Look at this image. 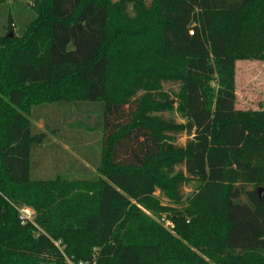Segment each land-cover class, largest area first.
Here are the masks:
<instances>
[{
	"label": "trees",
	"instance_id": "1",
	"mask_svg": "<svg viewBox=\"0 0 264 264\" xmlns=\"http://www.w3.org/2000/svg\"><path fill=\"white\" fill-rule=\"evenodd\" d=\"M129 2L32 0L22 34L8 20L0 36V264H264V111L234 106L235 61L264 60V0H152L139 24ZM141 51L176 68L152 69ZM164 81L180 84L184 123L154 114L175 102L154 97ZM52 103L96 116L88 164L36 160L30 118ZM227 163L246 183L225 180ZM190 181L186 206L156 207L171 230L145 213L156 188L181 203Z\"/></svg>",
	"mask_w": 264,
	"mask_h": 264
},
{
	"label": "rangeland",
	"instance_id": "2",
	"mask_svg": "<svg viewBox=\"0 0 264 264\" xmlns=\"http://www.w3.org/2000/svg\"><path fill=\"white\" fill-rule=\"evenodd\" d=\"M118 0H111L115 3ZM152 0H131L126 6V22L128 24H139L144 20L145 12L150 7ZM35 17L32 9V0H9L0 2V36L8 32V20L11 22L12 32L20 36L26 25ZM154 53V52H153ZM151 52H140L138 61L144 63L152 69L159 68L166 73L173 72L176 68L171 63H166L162 59L153 55ZM234 88L235 103L237 110L242 111H264V60H236L234 64ZM160 91L163 93L161 97L155 95L158 99L175 100L171 107L164 111H158L154 114L162 116L165 119L174 121L175 123H184L185 120L180 116L177 109V100L180 95L179 82L164 81L159 85ZM142 91L138 92L141 94ZM41 107H46L42 109ZM82 107V106H81ZM38 114L40 111V120L35 121L30 118L31 122L39 130L40 137L37 144L36 160L46 165H51L56 156L63 158L68 152L77 160L88 164L82 160L79 152L82 150L92 153V156L98 155L100 150V132L94 129L96 116H86L80 112V107L74 105L70 107L68 104L60 106L57 103L39 105L33 108ZM42 109V110H41ZM29 118V117H28ZM77 121L83 123L78 126ZM43 123H49V128H58L57 131L51 132L48 128H44ZM89 127L88 129L86 127ZM172 142L175 145L183 146L187 140L184 132L172 133ZM51 141L55 145H51ZM57 144V145H56ZM40 153V154H38ZM183 170L182 165L175 167V170ZM93 170V169H92ZM225 180L234 183H246L245 176L237 171L231 163L225 166ZM198 182L190 181L182 185L181 203L172 202L169 197L159 188L153 193V208L144 209L145 213L152 217L155 221L163 225L167 230H171V223L166 220L164 214L156 212L157 206H186L188 199L197 191ZM262 188V187H261ZM24 206V205H23ZM31 216L32 222L35 217L34 210ZM71 264V263H69Z\"/></svg>",
	"mask_w": 264,
	"mask_h": 264
},
{
	"label": "built area",
	"instance_id": "3",
	"mask_svg": "<svg viewBox=\"0 0 264 264\" xmlns=\"http://www.w3.org/2000/svg\"><path fill=\"white\" fill-rule=\"evenodd\" d=\"M33 209L28 206H20L17 208L18 218L20 219L21 223L32 222L31 216L33 214ZM71 263L70 261H67ZM72 264V263H71Z\"/></svg>",
	"mask_w": 264,
	"mask_h": 264
},
{
	"label": "water",
	"instance_id": "4",
	"mask_svg": "<svg viewBox=\"0 0 264 264\" xmlns=\"http://www.w3.org/2000/svg\"><path fill=\"white\" fill-rule=\"evenodd\" d=\"M9 35L12 36V33H9ZM39 138H40L39 136L36 137L37 141L39 140ZM257 192H258V196L262 197V195L264 194V188H258Z\"/></svg>",
	"mask_w": 264,
	"mask_h": 264
},
{
	"label": "crops",
	"instance_id": "5",
	"mask_svg": "<svg viewBox=\"0 0 264 264\" xmlns=\"http://www.w3.org/2000/svg\"><path fill=\"white\" fill-rule=\"evenodd\" d=\"M31 121V120H30ZM34 125V124H33Z\"/></svg>",
	"mask_w": 264,
	"mask_h": 264
}]
</instances>
